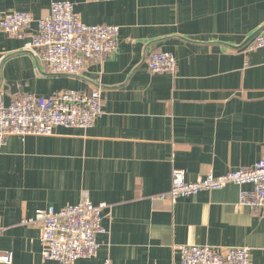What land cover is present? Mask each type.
Returning a JSON list of instances; mask_svg holds the SVG:
<instances>
[{
  "label": "crops",
  "instance_id": "obj_1",
  "mask_svg": "<svg viewBox=\"0 0 264 264\" xmlns=\"http://www.w3.org/2000/svg\"><path fill=\"white\" fill-rule=\"evenodd\" d=\"M54 2L73 4L88 26L119 27L117 51L80 77L55 75L25 50L35 23L22 40L0 31L1 105L96 86L103 97L90 129L7 137L0 253L11 252L12 264H59L42 259L40 226L22 220L88 201L106 205L105 233L94 258L73 264H180L176 248L188 245L247 248L250 264H264V209L239 206L238 186L154 199L170 189L173 169L193 182L264 160V47L254 48L264 0H0V18L36 21ZM156 52L174 56L175 73L148 70Z\"/></svg>",
  "mask_w": 264,
  "mask_h": 264
},
{
  "label": "built area",
  "instance_id": "obj_2",
  "mask_svg": "<svg viewBox=\"0 0 264 264\" xmlns=\"http://www.w3.org/2000/svg\"><path fill=\"white\" fill-rule=\"evenodd\" d=\"M32 23L36 31L25 44V50L43 62L50 73L80 77L89 65L101 61L117 51L119 27L83 24L70 2H54L49 14L34 21L31 15L14 12L0 18V31L8 37L22 40ZM264 47V29L254 38V48ZM147 68L152 73L177 70L174 56L156 52L149 56ZM102 89L64 90L48 98L25 95L8 106L0 104V148L9 136L24 139L28 136L48 137L55 129H90L103 114ZM234 185L240 189L238 204L249 210L264 209V160L251 168L229 171L221 176L206 174L193 182L185 179L184 171L173 169L171 187L154 197L159 201L176 202L196 198L202 192H212ZM244 187H248L246 190ZM82 201L74 206L55 210H37L22 220L30 226H40L42 258L60 264L97 255V237L105 233L102 211ZM180 264H250L247 248L220 249L210 246H178ZM11 252L0 254V264H12ZM103 264H112L105 260Z\"/></svg>",
  "mask_w": 264,
  "mask_h": 264
},
{
  "label": "rangeland",
  "instance_id": "obj_3",
  "mask_svg": "<svg viewBox=\"0 0 264 264\" xmlns=\"http://www.w3.org/2000/svg\"><path fill=\"white\" fill-rule=\"evenodd\" d=\"M22 225H24L25 226V224H23V223H21ZM3 253H5V252H3ZM3 253H0V254H3ZM94 258V257H93ZM43 259V258H42ZM85 259H87V258H85ZM78 260H80V259H78ZM78 260H76V261H78ZM45 261V260H44ZM76 261H74V262H76ZM55 262V261H54ZM74 262H72V263H70V264H73ZM60 264V263H59Z\"/></svg>",
  "mask_w": 264,
  "mask_h": 264
},
{
  "label": "water",
  "instance_id": "obj_4",
  "mask_svg": "<svg viewBox=\"0 0 264 264\" xmlns=\"http://www.w3.org/2000/svg\"><path fill=\"white\" fill-rule=\"evenodd\" d=\"M257 33H259V32H257ZM257 33H256V34H257ZM256 34H255V35H256ZM255 35H254V36H255Z\"/></svg>",
  "mask_w": 264,
  "mask_h": 264
}]
</instances>
